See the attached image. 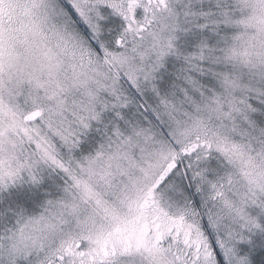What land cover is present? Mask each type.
<instances>
[{"label":"snow or ice","instance_id":"obj_1","mask_svg":"<svg viewBox=\"0 0 264 264\" xmlns=\"http://www.w3.org/2000/svg\"><path fill=\"white\" fill-rule=\"evenodd\" d=\"M0 264H264V0H0Z\"/></svg>","mask_w":264,"mask_h":264}]
</instances>
